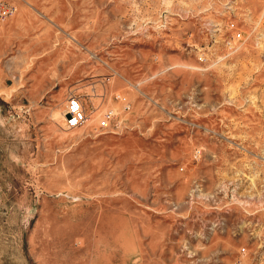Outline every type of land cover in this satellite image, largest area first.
Returning a JSON list of instances; mask_svg holds the SVG:
<instances>
[{"label": "rangeland", "instance_id": "1", "mask_svg": "<svg viewBox=\"0 0 264 264\" xmlns=\"http://www.w3.org/2000/svg\"><path fill=\"white\" fill-rule=\"evenodd\" d=\"M6 1L0 264H264V0Z\"/></svg>", "mask_w": 264, "mask_h": 264}, {"label": "built area", "instance_id": "2", "mask_svg": "<svg viewBox=\"0 0 264 264\" xmlns=\"http://www.w3.org/2000/svg\"><path fill=\"white\" fill-rule=\"evenodd\" d=\"M15 9V6L6 1L0 0V19H3L9 16ZM239 32H237V36H239ZM109 113H106L105 116H102L99 120V125L105 126L107 125ZM65 124L67 127L77 126L81 124L86 119V111L83 106L82 101L76 95H69L67 98L66 109H65ZM245 247L241 249L244 250Z\"/></svg>", "mask_w": 264, "mask_h": 264}]
</instances>
